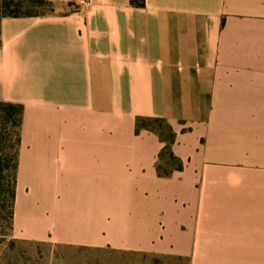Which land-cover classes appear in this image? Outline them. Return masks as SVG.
<instances>
[{
    "label": "crops",
    "instance_id": "1",
    "mask_svg": "<svg viewBox=\"0 0 264 264\" xmlns=\"http://www.w3.org/2000/svg\"><path fill=\"white\" fill-rule=\"evenodd\" d=\"M0 19L22 104V238L264 264V0H51ZM165 118L182 169L136 118Z\"/></svg>",
    "mask_w": 264,
    "mask_h": 264
},
{
    "label": "rangeland",
    "instance_id": "2",
    "mask_svg": "<svg viewBox=\"0 0 264 264\" xmlns=\"http://www.w3.org/2000/svg\"><path fill=\"white\" fill-rule=\"evenodd\" d=\"M49 8L48 4H39L35 10L50 12ZM149 125L154 126L163 137L169 138L168 128L164 122H151ZM2 129L3 126L0 125V131L5 133L7 139L0 143V154L6 152L13 156L17 148L19 128L7 125V128ZM162 143L164 145V142ZM167 160V154H164L159 163L164 167L170 166L166 164ZM11 172V169L6 171L5 178H0V264H190L188 258L170 254L118 249L109 245L96 247L88 244L54 242L51 239L19 237L15 233L12 213L15 212V203L13 208L10 196Z\"/></svg>",
    "mask_w": 264,
    "mask_h": 264
},
{
    "label": "trees",
    "instance_id": "3",
    "mask_svg": "<svg viewBox=\"0 0 264 264\" xmlns=\"http://www.w3.org/2000/svg\"><path fill=\"white\" fill-rule=\"evenodd\" d=\"M134 5H144V0H132ZM48 4L50 6L49 10H53V2L51 0H0V19L4 16H37L43 15L48 12V10L37 11V5ZM23 105L18 103L3 102L0 101V125L7 128V125L19 128V133L16 139L17 148L13 156H10L6 152L0 154V178H5L6 171L11 169L10 176L12 177V185L10 188V196L12 200V206L14 208L15 197H16V182H17V170H18V154H19V144L21 142V127L23 122ZM151 122H161L165 123L168 128V137L165 138L162 134L155 130L154 126H150ZM2 129V130H3ZM142 129H147L155 132L162 142H164L163 148L159 154V159L167 154L168 160L165 161L166 164L170 165L167 167L162 166L160 163L157 165V171L159 175H168L175 169H182L183 162L177 157L172 151V145L176 138V133L172 125L165 119L161 117H151V116H138L136 118V132ZM5 131V130H4ZM5 133L0 131V143L6 140ZM13 160V161H12ZM11 162L13 164L11 165ZM14 213V211H12Z\"/></svg>",
    "mask_w": 264,
    "mask_h": 264
}]
</instances>
